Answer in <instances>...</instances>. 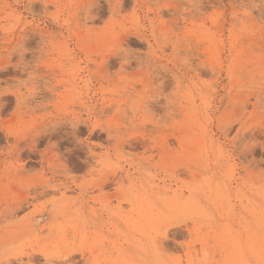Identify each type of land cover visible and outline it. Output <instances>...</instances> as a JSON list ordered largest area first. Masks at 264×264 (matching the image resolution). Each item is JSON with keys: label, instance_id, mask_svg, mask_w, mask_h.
Returning a JSON list of instances; mask_svg holds the SVG:
<instances>
[{"label": "rangeland", "instance_id": "1", "mask_svg": "<svg viewBox=\"0 0 264 264\" xmlns=\"http://www.w3.org/2000/svg\"><path fill=\"white\" fill-rule=\"evenodd\" d=\"M0 264H264V0H0Z\"/></svg>", "mask_w": 264, "mask_h": 264}]
</instances>
